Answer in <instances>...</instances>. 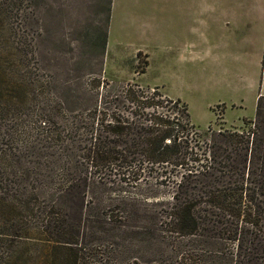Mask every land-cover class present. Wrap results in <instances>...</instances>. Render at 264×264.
Wrapping results in <instances>:
<instances>
[{
    "label": "trees",
    "instance_id": "trees-1",
    "mask_svg": "<svg viewBox=\"0 0 264 264\" xmlns=\"http://www.w3.org/2000/svg\"><path fill=\"white\" fill-rule=\"evenodd\" d=\"M23 2L0 0L5 60L13 10L27 18ZM2 82L14 84L0 67V95ZM43 86L75 90L49 78ZM114 86L63 128L42 130L43 142L16 112L25 99L0 102V179L14 185L0 183V220L11 225L0 231L3 264H264V94L240 127L199 129L179 97ZM51 99L36 119L58 115ZM16 126L30 131L24 154L8 148Z\"/></svg>",
    "mask_w": 264,
    "mask_h": 264
},
{
    "label": "rangeland",
    "instance_id": "rangeland-1",
    "mask_svg": "<svg viewBox=\"0 0 264 264\" xmlns=\"http://www.w3.org/2000/svg\"><path fill=\"white\" fill-rule=\"evenodd\" d=\"M100 1L27 0L21 6L24 21L23 10H13L9 59L2 50L0 67L11 72L14 84L8 90L1 83L0 102L26 100L18 101L16 112L24 115V126L30 122L27 116L37 125V142L45 140L42 130L49 125L63 128L60 120L84 111L105 89L126 82L179 97L186 103L188 120L199 129L208 124L240 127L242 117L253 116L256 96L264 94V0H113L107 52H100L93 37L95 25L102 26ZM132 10L140 17L132 18ZM138 46L144 51H133ZM24 66L26 75H21ZM48 78L75 90H48L43 86ZM88 83L96 89L84 90ZM51 97L59 105L51 111L58 115L36 119L37 110L47 111ZM26 127H15L10 150L25 153ZM0 183L9 192L14 188L11 181L1 178ZM141 187L145 192L146 184ZM166 190L160 186L157 195ZM0 231L10 235V223L0 220ZM4 260L2 255L0 263Z\"/></svg>",
    "mask_w": 264,
    "mask_h": 264
},
{
    "label": "crops",
    "instance_id": "crops-1",
    "mask_svg": "<svg viewBox=\"0 0 264 264\" xmlns=\"http://www.w3.org/2000/svg\"><path fill=\"white\" fill-rule=\"evenodd\" d=\"M115 6V2H113V0H109V10H108V18L105 21V12H106V0H101L100 1V5L97 8V12L100 13V20L102 22V26H100L99 24L95 25V37L96 40L98 42V44L101 42L102 37L105 34V41H104V47H103V52H107V47H108V41H109V36H108V31H109V24H110V20L112 18L113 15V9ZM130 15L132 18L136 19L137 17H140L139 11H131ZM138 51V50H143L141 48V46H138L136 48L133 49V51ZM144 51V50H143Z\"/></svg>",
    "mask_w": 264,
    "mask_h": 264
}]
</instances>
